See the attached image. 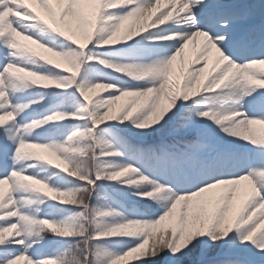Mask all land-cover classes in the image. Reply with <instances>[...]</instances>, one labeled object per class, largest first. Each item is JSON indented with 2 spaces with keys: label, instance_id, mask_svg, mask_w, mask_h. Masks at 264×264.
<instances>
[{
  "label": "snow or ice",
  "instance_id": "obj_1",
  "mask_svg": "<svg viewBox=\"0 0 264 264\" xmlns=\"http://www.w3.org/2000/svg\"><path fill=\"white\" fill-rule=\"evenodd\" d=\"M264 264V0H0V264Z\"/></svg>",
  "mask_w": 264,
  "mask_h": 264
},
{
  "label": "rangeland",
  "instance_id": "obj_2",
  "mask_svg": "<svg viewBox=\"0 0 264 264\" xmlns=\"http://www.w3.org/2000/svg\"><path fill=\"white\" fill-rule=\"evenodd\" d=\"M129 264H132V261H131V259L129 260Z\"/></svg>",
  "mask_w": 264,
  "mask_h": 264
}]
</instances>
